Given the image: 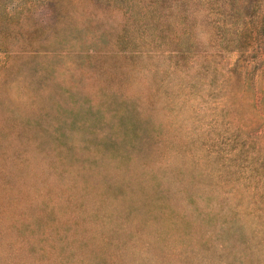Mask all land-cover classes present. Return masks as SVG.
Wrapping results in <instances>:
<instances>
[{"label": "rangeland", "instance_id": "374dc122", "mask_svg": "<svg viewBox=\"0 0 264 264\" xmlns=\"http://www.w3.org/2000/svg\"><path fill=\"white\" fill-rule=\"evenodd\" d=\"M0 264H264V0H0Z\"/></svg>", "mask_w": 264, "mask_h": 264}]
</instances>
